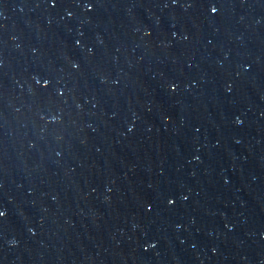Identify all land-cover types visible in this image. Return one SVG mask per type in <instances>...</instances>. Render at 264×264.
Returning a JSON list of instances; mask_svg holds the SVG:
<instances>
[{"label":"water","instance_id":"95a60500","mask_svg":"<svg viewBox=\"0 0 264 264\" xmlns=\"http://www.w3.org/2000/svg\"><path fill=\"white\" fill-rule=\"evenodd\" d=\"M216 2L0 0L146 264H264V0Z\"/></svg>","mask_w":264,"mask_h":264},{"label":"snow or ice","instance_id":"6c2138e0","mask_svg":"<svg viewBox=\"0 0 264 264\" xmlns=\"http://www.w3.org/2000/svg\"><path fill=\"white\" fill-rule=\"evenodd\" d=\"M76 2L78 3L79 0H76ZM177 2L178 0H171L172 4H176ZM51 3L53 7L56 6L55 0H51ZM202 3L209 9L210 13L216 14L219 12V5L216 2V0H202ZM86 8L88 11H92L95 8V4L92 2H89L86 5ZM69 15L71 16V13H69ZM172 35L175 36L177 35V33L173 32ZM74 67L78 68L79 65H74ZM36 84L40 86L38 90V94L41 96H49V95L55 94L56 96L62 98L64 95V92H62L58 87L53 88L52 81L50 78L42 76L40 77V79L36 80ZM168 203L172 205L175 203V200L169 198ZM152 210H153V205L151 202H149L146 205V211L151 212ZM5 215L6 213L4 211H0V217H3Z\"/></svg>","mask_w":264,"mask_h":264}]
</instances>
